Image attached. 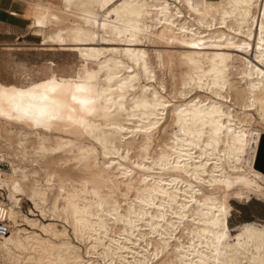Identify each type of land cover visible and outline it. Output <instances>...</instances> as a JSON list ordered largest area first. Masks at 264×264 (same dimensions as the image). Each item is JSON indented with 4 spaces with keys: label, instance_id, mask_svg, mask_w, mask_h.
<instances>
[{
    "label": "bare ground",
    "instance_id": "bare-ground-1",
    "mask_svg": "<svg viewBox=\"0 0 264 264\" xmlns=\"http://www.w3.org/2000/svg\"><path fill=\"white\" fill-rule=\"evenodd\" d=\"M27 17L41 50H74L81 64L62 76L49 59L42 81L0 80V193L14 224L0 237L5 263L264 264V222L229 224L232 200L264 198V130L251 128L264 125V0L31 1ZM162 41L185 50L153 49L154 62L145 45ZM61 127L83 138L40 131ZM55 153L65 158L37 168ZM73 160L80 178L65 169ZM158 193L160 206L194 205L202 247L178 253L174 226L151 209Z\"/></svg>",
    "mask_w": 264,
    "mask_h": 264
},
{
    "label": "rangeland",
    "instance_id": "rangeland-1",
    "mask_svg": "<svg viewBox=\"0 0 264 264\" xmlns=\"http://www.w3.org/2000/svg\"><path fill=\"white\" fill-rule=\"evenodd\" d=\"M31 1H41L43 3L50 1V2L59 4V0H27L26 5H25V11L30 6ZM28 32L30 35L26 39L31 42L25 41V42H22L23 45L22 44L17 45L18 48H21L20 46L25 47L23 49L24 51H22V53L19 54L18 58L15 59L16 61H14V63L11 66H7L8 67L7 74L9 76H6L5 79L13 81L10 83H14V84L21 85V86L29 85L32 82L42 81V79L44 80L45 78H47L50 73V70H49L50 64L48 62L49 59L55 61L57 65L55 68L59 75L74 76L76 74L81 64V59H80L78 52L71 50V49H59L56 51L41 50L39 47V43L41 42V37L34 35L30 27L28 28ZM165 43L166 42L162 41V42L153 43V45L152 43H147V45L149 46L145 45V47H147L149 50L152 51V52L151 51L149 52L151 54L150 55L151 59L154 62L157 60V58L155 56L156 54H155V51H153V49L155 50L157 48L156 50H161L162 48L163 50H165L164 48L166 47V50L168 49L174 52H179L181 51V49L185 50L184 47L178 44H174V43L165 44ZM170 47L172 50L170 49ZM182 68H184V66L179 68L178 66L175 65L170 70H172L174 73H179L182 71ZM170 70L167 67L166 69L160 66L156 68L157 75H160L157 77L159 81H161L163 84L165 83L164 85L168 89L167 90L168 92L169 91L171 92L172 85H173V81L169 73ZM156 86H159V85L156 84ZM171 95L173 96L174 94L171 93ZM171 95H169V97ZM175 100L176 99H173V101ZM258 121H259V118H258ZM251 128L253 129L257 128V129L264 130V125L259 122H254ZM40 131H46L45 133L47 134H51L53 132L66 134L76 139L83 138V136L79 134V132L73 127H69L66 131H65V128L63 127L58 128V129L53 128L51 131H47L44 129ZM31 139H35V134L31 135ZM99 150L102 151L100 147H99ZM61 158H65V155L58 154V153L51 154V155L49 154L46 159L44 158L40 160V164L37 165V168H40L41 165L43 167H48V166L54 167L56 163L61 162L60 161ZM75 163L76 161L73 160L69 163L68 166H66V168L65 167L64 168L70 169L72 175H74L77 178H80L83 174L80 172L79 169L76 168ZM5 169H9L8 162H6ZM41 173L43 172L41 171ZM232 204L234 206V210H233V215L229 219V224L231 227L234 225H238L242 222H246V221L264 222L263 220L264 219V198L261 200L254 198L250 202L232 200ZM32 207H33L32 203L28 199L24 198L22 202L23 211L27 214H30L29 210ZM32 217L40 218L41 220H44V218L40 215L39 217L38 216H32ZM258 217H262V219H259ZM57 222H59L60 224L66 225V223L62 220L57 221ZM26 226L29 227L28 225ZM67 226L69 228V232L74 242L82 246V249H83L82 253L86 255V247L83 244H81L80 241L76 240V238L72 234V228L69 225ZM0 264H7L5 263V260L4 258L1 257V255H0Z\"/></svg>",
    "mask_w": 264,
    "mask_h": 264
},
{
    "label": "crops",
    "instance_id": "crops-1",
    "mask_svg": "<svg viewBox=\"0 0 264 264\" xmlns=\"http://www.w3.org/2000/svg\"><path fill=\"white\" fill-rule=\"evenodd\" d=\"M26 2L27 0H0V80L8 83L13 81L5 79L9 76L7 66H11L24 51L25 47L18 48L17 45L27 42L26 38L30 35V20L27 17L29 7L25 11ZM6 45H15V48H8Z\"/></svg>",
    "mask_w": 264,
    "mask_h": 264
},
{
    "label": "snow or ice",
    "instance_id": "snow-or-ice-1",
    "mask_svg": "<svg viewBox=\"0 0 264 264\" xmlns=\"http://www.w3.org/2000/svg\"><path fill=\"white\" fill-rule=\"evenodd\" d=\"M76 91L77 92H83V91H85V89L81 85H77ZM73 99H75V97H73ZM80 103L84 104L85 101H80ZM157 119H159V118L157 117ZM160 123H164V122L161 121ZM176 135H179V133H176ZM167 139H168V137H165V140H167ZM173 151H175V149H173ZM181 155H185V154L181 153ZM172 163L177 164V161L175 160V158H173ZM178 168H179V165L177 164L176 169H173L170 167L169 171L175 172L178 170ZM188 175H189L190 179H192V180L195 179V177L191 174L190 171L188 172ZM157 182H159L161 185H163V184L168 183V179H167V177L161 176V177H159L153 181L154 184ZM159 195L160 194L158 193L157 198H156V203H153L151 205V209L156 210L158 207H160L161 214L157 217V219L164 221L165 227L170 226V225L174 226L173 227L172 240H173L174 246L177 247L178 253L182 252V250L185 248L202 247V245L197 244L196 233L193 232L189 228V220L191 218L189 208H194V205H187L186 207H178L177 204L182 203V202H180L179 200H177V202H172L170 196H165L164 199H165L166 203L164 205L160 206ZM168 202L172 203V208L168 207ZM141 203H143V201ZM191 219H192L193 224L198 223V221H196L194 218H191ZM112 220L115 221V226L117 227V229H119V227L122 226L124 223L122 220H116L115 217H112ZM146 222H152V221H151V219H149ZM156 227H160V225L157 224ZM177 241H181V243L179 245H176ZM156 264H161L159 257L157 258ZM191 264H196V261L191 260Z\"/></svg>",
    "mask_w": 264,
    "mask_h": 264
},
{
    "label": "built area",
    "instance_id": "built-area-1",
    "mask_svg": "<svg viewBox=\"0 0 264 264\" xmlns=\"http://www.w3.org/2000/svg\"><path fill=\"white\" fill-rule=\"evenodd\" d=\"M6 162L0 160V167L5 168ZM14 224L9 216L8 200L0 193V237L8 235L12 232Z\"/></svg>",
    "mask_w": 264,
    "mask_h": 264
},
{
    "label": "water",
    "instance_id": "water-1",
    "mask_svg": "<svg viewBox=\"0 0 264 264\" xmlns=\"http://www.w3.org/2000/svg\"><path fill=\"white\" fill-rule=\"evenodd\" d=\"M258 167L264 171V136L262 138L261 149L258 158Z\"/></svg>",
    "mask_w": 264,
    "mask_h": 264
}]
</instances>
